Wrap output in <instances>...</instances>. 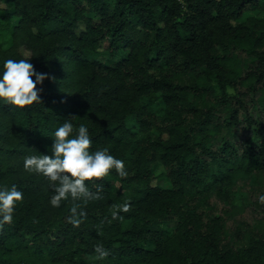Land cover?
Listing matches in <instances>:
<instances>
[{
	"label": "trees",
	"instance_id": "16d2710c",
	"mask_svg": "<svg viewBox=\"0 0 264 264\" xmlns=\"http://www.w3.org/2000/svg\"><path fill=\"white\" fill-rule=\"evenodd\" d=\"M0 10V64L28 58L49 74L40 102H0V188L23 193L0 224V264H264V0H0ZM65 119L128 175L110 170L86 181L104 185L99 199L56 207L53 182L24 159L51 156ZM242 121L252 133L237 146ZM73 205L86 212L78 226Z\"/></svg>",
	"mask_w": 264,
	"mask_h": 264
},
{
	"label": "clouds",
	"instance_id": "9594fccd",
	"mask_svg": "<svg viewBox=\"0 0 264 264\" xmlns=\"http://www.w3.org/2000/svg\"><path fill=\"white\" fill-rule=\"evenodd\" d=\"M46 78L49 74L36 71L28 58L5 59L0 64V102L21 108L40 102L41 89L37 85ZM52 136L51 156L37 154L24 159L27 170L41 173L53 182L55 191L50 199L51 205L58 207L62 199L69 196L86 201L99 199L104 185L96 184L97 191H92L86 181L104 177L113 169L119 177L128 175L124 160L112 155L108 148L90 150L92 139L85 124L76 129L70 119H65ZM22 199L23 193L15 185L8 189L0 188V224L13 220L15 205ZM260 199L264 200V195ZM78 207L73 205L72 215L68 217L74 226L81 223L77 215L81 218L86 215L83 209L78 212ZM118 207L126 212L130 205L123 203ZM111 215L113 219L122 218L118 211ZM94 249L98 259L109 255L103 243H97Z\"/></svg>",
	"mask_w": 264,
	"mask_h": 264
},
{
	"label": "rangeland",
	"instance_id": "374dc122",
	"mask_svg": "<svg viewBox=\"0 0 264 264\" xmlns=\"http://www.w3.org/2000/svg\"><path fill=\"white\" fill-rule=\"evenodd\" d=\"M2 11L0 10V43H3L4 47H7V40H8V35L5 34L3 27L6 25V21L1 19V13ZM8 13L12 12V7L10 6V8L7 11ZM254 15V13L248 12L246 14H244L243 19H245L246 17L252 16ZM14 21L12 18L10 19V22ZM21 55L24 57L28 56V53L25 51H20ZM229 93H232V90L228 89ZM250 106V109L248 111V114L251 115L254 119H256L257 117H260V108H258V106L256 105V103L250 102L248 103ZM242 124L245 126L246 131L242 134H236L233 137V143H236L237 146L240 145H244L245 144V139L247 137V135H250L252 133V127H246L247 124H245L244 121H242ZM153 173L155 175V177H160L161 174L163 173V168L161 167V165L156 164L153 167ZM153 186H155V182H153ZM234 204L236 205H240V199L238 197H234L233 198ZM251 208H253L254 210L256 209V211L258 213H261L262 210H260V208H257L256 206H251ZM253 211V210H251ZM256 211H253V213H257ZM257 215V214H256Z\"/></svg>",
	"mask_w": 264,
	"mask_h": 264
}]
</instances>
